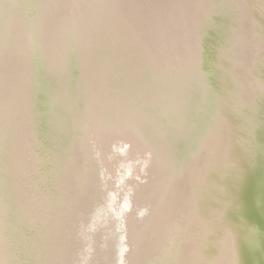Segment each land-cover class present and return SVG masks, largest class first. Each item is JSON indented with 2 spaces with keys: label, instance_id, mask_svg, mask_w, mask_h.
<instances>
[{
  "label": "bare ground",
  "instance_id": "1",
  "mask_svg": "<svg viewBox=\"0 0 264 264\" xmlns=\"http://www.w3.org/2000/svg\"><path fill=\"white\" fill-rule=\"evenodd\" d=\"M64 1L0 0V51L12 57L17 44L23 49L33 43L37 57L24 75L1 81L0 98L16 84L43 87L54 54L74 52L84 29L100 41L88 55L86 75L73 72L72 91L32 112L12 114L2 134L0 200L12 216L6 259L74 264L85 256V245L96 254L93 262L108 251L97 237L109 225L90 221L92 195L101 196L85 190L92 182L87 172L72 195L73 220L67 222L62 193L34 188L21 179L18 163L11 170L12 144L30 134L29 124L61 164L79 138L81 150L108 164L106 174L122 175L114 165L128 172L117 191L110 183L102 191L119 196L107 206L124 220L109 227L123 236L119 264H264V32L252 40L244 16L262 20L264 0H212L214 9L203 20L187 4L173 15L166 9L165 16L168 0H97L91 13L81 0ZM209 16L216 22L212 29ZM232 16L240 43L254 44L245 52L234 53L227 43L234 35L226 32L224 40L218 28L220 19ZM34 17L37 28L28 36ZM96 22L100 29H93ZM223 119L231 121L224 125ZM26 184L28 192L33 187L30 194L22 189ZM25 198L36 210L23 209ZM51 204L56 206L48 210ZM48 219H56L55 228Z\"/></svg>",
  "mask_w": 264,
  "mask_h": 264
},
{
  "label": "rangeland",
  "instance_id": "2",
  "mask_svg": "<svg viewBox=\"0 0 264 264\" xmlns=\"http://www.w3.org/2000/svg\"><path fill=\"white\" fill-rule=\"evenodd\" d=\"M70 1L71 0H66L64 2L69 3ZM93 1L97 2V0H81L83 4L82 7L87 8L89 13H91V8L92 6H94L92 4ZM3 4L5 5V2H3ZM4 5H2L1 8H3ZM21 7L24 8L23 5H21ZM43 9H46V6L43 7ZM47 10L50 9L47 8ZM1 11L3 10H0V12ZM32 12L30 16L34 15L32 14ZM95 27L100 29L102 27V24L101 26H98V22H96L95 26H93V29H95ZM80 35V37H77L78 48L74 52L71 51L70 53L62 52L60 54H54L52 70L49 73L48 78L43 82V87L45 86V88L38 85L36 87V84H34L32 81H28V84L23 85V87L21 88L18 87L17 84L15 86H12L11 89L8 90L5 95L0 98V139H2V134L7 131L8 123L12 114L25 110L32 112V109L44 107L53 101H58L61 95L66 94L69 90L72 91V89H70V83L73 80V72L77 70L83 76L86 75L85 71L90 69V66L88 65V63H90L88 55L95 52L98 45H100V41L94 40V38L92 39L91 30L89 29V27L88 29H84L83 33ZM76 85H81V83L78 82ZM46 91H50L51 95L47 96ZM27 126V132H30V134L26 133L25 138L18 140L12 144L11 152L14 159L12 158L13 160H11V162L8 164L9 166H11V170L12 165L10 164L18 163L20 166H22L19 168L21 179H30V181L34 183V188L36 187L38 188V190L44 189V191L47 192L50 191V188L52 191L54 190L57 195H60L62 193L63 201L65 200L67 202H62V205H65L62 206V209L64 210L62 215L63 219H65V221L67 222H71L73 220L71 217L72 215H70L72 213L70 210L73 206L72 195H76L77 191H79L77 189V187L79 186L78 183L84 177L83 174L87 172V176H90L92 182L88 185V190H85L89 194H99L101 196L96 197L92 195L94 199H91L93 204L91 206L92 209L90 208V212H92V214L94 212L93 216L95 215V218L90 219V221L93 224L96 223V227L109 225L106 227V233L102 237H97L96 227L93 230V233L94 236L99 238V240H104V243H102V247H108V251L99 254L97 261L93 262L96 254L94 253L93 255L92 253L91 255L92 248H90L88 245H85L84 249H82L85 250V256L76 258L74 264H105L107 261L108 262L106 264H119V253L122 249L120 240L123 239V236L120 237V234H115L114 229H109V227L112 225H115V228L117 226L119 227L123 224L124 220L121 216L122 214H120L121 211H119L118 209H107V206L111 205L112 203L115 206L116 200L119 196L115 197L114 195H105L102 191L105 190L107 183L113 185L114 190L117 191L120 187L117 184L122 178H125L123 176H125L128 172L126 171L125 174L124 170L121 171L122 169L119 166L114 165V169L119 171L122 175H120L119 178H114L110 175V173L106 174L104 168H106L108 164L103 163V161H101V159H99L98 157H96L97 159L94 158V153H92V156L88 149L84 151L81 150L79 138H77L76 143L71 146L70 150L63 158L61 164L60 162L54 160V157L52 156L51 151H49V149L46 147L45 142L40 137H38V132L37 130H34V125L32 126L27 124ZM14 144L17 146L16 148L14 147ZM258 156L260 159L261 155L258 154ZM53 174L57 175V177L52 179ZM142 177L143 176H141V178ZM50 180H54V183L50 182ZM57 181L58 184L55 183ZM59 181L62 182V185ZM22 189L29 194L33 191V187L31 186L28 192L27 184L25 187H22ZM66 194H69L70 196H67ZM30 201L31 200H29L28 198H25L23 209H26L28 211L34 209L36 210V205L31 203ZM46 203L48 204L47 201ZM55 206L56 205L51 204L47 207V209L51 210ZM11 219L12 216L10 207L5 203H2V201L0 200V264H10L9 260L6 259V255L4 254L6 247L9 246L10 239L8 238V235L10 231L9 227L11 224ZM38 220L42 222L44 221L41 220V218H38ZM55 221L56 219H48L47 224L50 222L49 226L52 224L51 227L55 228L56 226H53V224L56 223ZM100 244L101 242L95 243V245ZM112 244H114L113 249H116V251L112 252L116 259L111 262L109 260L113 258V255L111 254V251H109V246ZM15 261L17 260H13V262Z\"/></svg>",
  "mask_w": 264,
  "mask_h": 264
},
{
  "label": "water",
  "instance_id": "3",
  "mask_svg": "<svg viewBox=\"0 0 264 264\" xmlns=\"http://www.w3.org/2000/svg\"><path fill=\"white\" fill-rule=\"evenodd\" d=\"M189 5L188 9L190 14L194 12V14L198 15L199 18H201L203 20V18H205V13H208L209 11H211V9H214L213 5L215 4L212 0H206L203 1L201 4H195L192 3V1L190 0H181V2H170L169 0L166 2V6L164 7V11H165V16H166V9H168V15L169 13L171 15H173L174 11H178V7L182 6V5ZM196 15H192L193 18H196ZM203 16V17H200ZM245 17H247V26H246V30H248L249 32L247 34H250V37L252 38V40L254 39V37H258L261 34V32H264V16L263 19H257L255 17H248L247 14L244 15ZM220 18V17H219ZM208 25L210 26L209 28L212 29L213 28V22L215 20V18L212 20V17L209 16L208 18ZM238 19V18H237ZM33 20V24H31V26L27 29L28 32V36L31 34V30H33L34 28H37V26L35 25L36 22L38 21L35 17L32 19ZM37 20V21H35ZM234 20V16H232V18H228L225 21V18L220 19V21H224L222 23V25L220 26L218 23V28L221 29L222 31V35L224 40H226V38H228V33H230V35H234V39L230 40L229 42V47L231 45V47L233 46V51H235L234 53H238L239 51H243L245 52L247 49H249L250 47L254 46V44H252L253 42L247 40H245L243 38L242 42L240 43V39H242L240 37V34L236 28L237 26V21H233ZM261 20V21H260ZM237 22V23H236ZM232 23H236V30L231 29L232 27ZM223 26H227V31L226 28ZM216 29V28H215ZM259 31H261L258 36H255L256 33H258ZM253 34V35H252ZM232 35V36H233ZM235 35H237V40L235 38ZM249 38V37H248ZM259 42V40H258ZM14 46V45H13ZM15 53L13 54L12 57H10V51L6 50L5 48H2L0 51V84L1 81L5 80L6 76H12V78H16L19 75H24L28 70H30L31 68H33V63L36 61L37 57H33V54L35 53V46H33L31 43H29V48L28 47H24L23 49H19L18 48V44H17V49L16 46L14 47ZM30 50V53H29ZM226 67L229 71V67L227 65H229L228 60L226 61ZM225 62V63H226ZM224 63V64H225ZM39 67V66H38ZM11 71V73H10ZM12 81V80H10ZM236 84V83H234ZM1 91V89H0ZM237 93V92H236ZM224 121V125H228V123H230V119H223ZM172 222H174L172 220ZM138 252H133L132 255H134V259H136V257L140 258V255L138 256Z\"/></svg>",
  "mask_w": 264,
  "mask_h": 264
}]
</instances>
